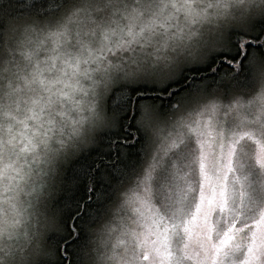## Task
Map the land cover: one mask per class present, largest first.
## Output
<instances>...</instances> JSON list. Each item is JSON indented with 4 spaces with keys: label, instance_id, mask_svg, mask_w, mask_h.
Returning <instances> with one entry per match:
<instances>
[{
    "label": "snow or ice",
    "instance_id": "obj_1",
    "mask_svg": "<svg viewBox=\"0 0 264 264\" xmlns=\"http://www.w3.org/2000/svg\"><path fill=\"white\" fill-rule=\"evenodd\" d=\"M0 264H264V0H0Z\"/></svg>",
    "mask_w": 264,
    "mask_h": 264
}]
</instances>
